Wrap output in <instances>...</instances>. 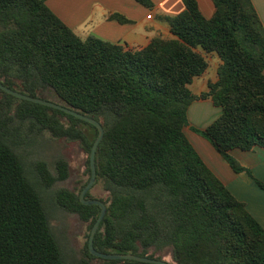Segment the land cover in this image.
Returning a JSON list of instances; mask_svg holds the SVG:
<instances>
[{
	"label": "trees",
	"instance_id": "1",
	"mask_svg": "<svg viewBox=\"0 0 264 264\" xmlns=\"http://www.w3.org/2000/svg\"><path fill=\"white\" fill-rule=\"evenodd\" d=\"M46 1L0 0V82L55 98L103 126L96 185L108 201L94 248L159 260L168 254L171 264H264V228L185 134L193 102L211 99L221 115L193 131L236 173L249 170L233 150L264 148V25L252 1L213 0L207 18L196 0H184L185 11L167 19L175 39L155 38L140 49L82 39ZM200 50L216 53L222 64L218 81L197 97L190 86L209 67ZM34 132L79 142L89 155L100 135L88 122L0 89V264H71L44 198L68 179L69 165L64 159L29 164ZM88 166L91 175L90 158ZM56 198L92 231L99 206L84 205L66 189ZM86 198L93 200L90 193ZM73 264L144 263L94 257L88 243Z\"/></svg>",
	"mask_w": 264,
	"mask_h": 264
},
{
	"label": "crops",
	"instance_id": "2",
	"mask_svg": "<svg viewBox=\"0 0 264 264\" xmlns=\"http://www.w3.org/2000/svg\"><path fill=\"white\" fill-rule=\"evenodd\" d=\"M149 1L150 5L137 0H47L46 3L82 39L95 36L113 44L140 49L155 38L175 39L167 19L185 11L184 0ZM196 1L205 17L210 18L214 14L213 0ZM251 1L264 25V0ZM150 14L152 18L148 19ZM200 51L206 57L209 67L190 86L193 94L199 97L209 91V83L218 81L217 72L222 64L216 53ZM199 100L206 101V109L196 113L193 117L195 124L191 122V126L185 128L187 138L208 168L235 198L246 205L249 213L264 228V190L257 184V181L264 184V148L255 147L251 151L233 150L231 155L249 170L236 173L207 140L196 133L189 134L195 125L205 130L221 115L220 108L211 107L214 106L211 99ZM196 101L189 109V120L192 119V109Z\"/></svg>",
	"mask_w": 264,
	"mask_h": 264
},
{
	"label": "rangeland",
	"instance_id": "3",
	"mask_svg": "<svg viewBox=\"0 0 264 264\" xmlns=\"http://www.w3.org/2000/svg\"><path fill=\"white\" fill-rule=\"evenodd\" d=\"M199 99H197L198 101L194 103L196 105L192 109V119L189 120V125L187 128L191 126V122L195 124L193 122V117L196 115V113L204 111L202 109H206V106H204L207 105L204 104L206 101ZM50 100L57 102V99L55 98H50ZM211 107L213 108L215 106ZM193 128L202 130L196 125ZM193 128L189 134L196 133L193 131ZM33 136L34 138L32 140L27 159L29 164H32L37 160H44L48 164L52 165V163L56 160L64 159L69 165L68 179L64 182L55 184L51 189L44 192V198L48 208L53 231L60 242L66 260L73 264L84 258L85 250L91 235L90 223L84 222L78 215L67 212L62 207H60L57 203L56 197L57 194L63 189L81 195L82 191L85 189L91 179L88 168L90 155L83 150L79 142L67 141L65 139H53L48 134L43 132H34ZM204 139L207 140L206 138ZM212 147L214 148L213 145ZM88 193H90V197L92 199L102 201L103 203L108 201V193L102 188L101 185H96V181L89 189L87 194ZM163 259L172 263V258L168 254H165ZM94 263H98V261H95Z\"/></svg>",
	"mask_w": 264,
	"mask_h": 264
},
{
	"label": "water",
	"instance_id": "4",
	"mask_svg": "<svg viewBox=\"0 0 264 264\" xmlns=\"http://www.w3.org/2000/svg\"><path fill=\"white\" fill-rule=\"evenodd\" d=\"M0 89L3 90L4 92L14 96V97L20 98L22 100L29 101V102H32L35 104L44 105V106L50 107L52 109H56V110H59V111L66 113V114L72 115L78 119H81L85 122H88V123L94 125L99 130L100 135H99L98 139L95 141L93 148L91 150V155H90L91 179H90V182L88 183V185L85 187V189L82 191V193L80 195V199L84 205H86V206L97 205L102 210L98 220L96 221V223H95V225L91 231V235H90V239H89V249H90L92 255L94 257L104 259V260H132V261H137V262L144 263V264H171L170 262L165 261V260H159L156 258H149V257H142L139 255H134V254L101 253L94 248V245H93L94 237H95V235L99 229V226H100L102 220L104 219V217L106 215L107 207H106L105 203H103L102 201L95 200V199H93V200L87 199L86 194L89 191V189L93 186V184L95 183L96 177H97L96 164H95L96 151H97L98 145L100 144V142L104 136V128L101 125V123L96 121L95 119L79 112V111L73 110L71 108L65 107V106L57 104L55 102H51V101L44 100V99L37 98V97H31L29 95H25V94H22L18 91L12 90V89L4 86L1 82H0Z\"/></svg>",
	"mask_w": 264,
	"mask_h": 264
},
{
	"label": "built area",
	"instance_id": "5",
	"mask_svg": "<svg viewBox=\"0 0 264 264\" xmlns=\"http://www.w3.org/2000/svg\"><path fill=\"white\" fill-rule=\"evenodd\" d=\"M152 18V15L150 14V15H148V19H151Z\"/></svg>",
	"mask_w": 264,
	"mask_h": 264
}]
</instances>
